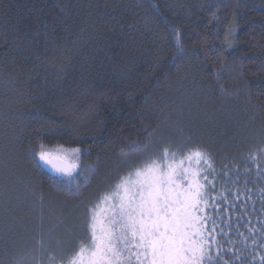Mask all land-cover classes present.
Returning a JSON list of instances; mask_svg holds the SVG:
<instances>
[{"label":"trees","instance_id":"1","mask_svg":"<svg viewBox=\"0 0 264 264\" xmlns=\"http://www.w3.org/2000/svg\"><path fill=\"white\" fill-rule=\"evenodd\" d=\"M41 144L80 149L73 174ZM190 144L213 165L212 264H261L264 0H0V264L67 255L120 175Z\"/></svg>","mask_w":264,"mask_h":264},{"label":"snow or ice","instance_id":"2","mask_svg":"<svg viewBox=\"0 0 264 264\" xmlns=\"http://www.w3.org/2000/svg\"><path fill=\"white\" fill-rule=\"evenodd\" d=\"M80 151L61 149L54 159L41 144L33 156L37 164L44 162L56 172L71 176L78 167L75 161ZM144 151V145L129 146L131 153ZM260 151L264 154V149ZM251 158L257 159L255 155ZM212 168L209 153L196 144L164 147L158 155H149L120 175L93 203L88 209L85 235L59 260L49 256V264H212L209 237L216 232L217 223L205 211L211 208L215 212L219 207L210 204L217 199L212 196L215 186L208 180ZM75 187L79 194V184ZM227 199L222 195L220 202ZM215 251L219 256V246ZM33 260L22 257L16 264H32ZM260 261L264 264V257Z\"/></svg>","mask_w":264,"mask_h":264},{"label":"water","instance_id":"3","mask_svg":"<svg viewBox=\"0 0 264 264\" xmlns=\"http://www.w3.org/2000/svg\"><path fill=\"white\" fill-rule=\"evenodd\" d=\"M55 159V158H54ZM57 163H59V161H56ZM48 165V164H47ZM49 169L56 175V176H59V177H69V175L67 173H64V174H61V173H58L56 172L51 165H48ZM74 172V171H73ZM73 174V173H72Z\"/></svg>","mask_w":264,"mask_h":264},{"label":"rangeland","instance_id":"4","mask_svg":"<svg viewBox=\"0 0 264 264\" xmlns=\"http://www.w3.org/2000/svg\"><path fill=\"white\" fill-rule=\"evenodd\" d=\"M53 158H55V157H53ZM41 163L43 166L47 167V164H45L44 162H41Z\"/></svg>","mask_w":264,"mask_h":264}]
</instances>
